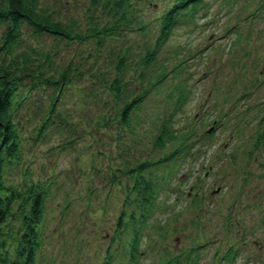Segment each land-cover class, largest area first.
<instances>
[{
    "label": "rangeland",
    "instance_id": "rangeland-1",
    "mask_svg": "<svg viewBox=\"0 0 264 264\" xmlns=\"http://www.w3.org/2000/svg\"><path fill=\"white\" fill-rule=\"evenodd\" d=\"M42 1L61 15V21L77 18L83 31L95 26L107 32L82 42L45 36L38 44L32 30H24L26 42L37 44L51 58V63L40 59L33 68H54L57 74L71 68L70 82L63 86L57 104L59 114L43 132L48 135L46 142L32 138L45 113L38 111L47 106L52 90L40 84L29 92L28 79L17 90L26 98L16 117L22 125L18 133L22 158L19 165H5L3 180L22 192V173L28 170L48 189L42 221L36 227L41 241L35 249V264H167L168 260V264H264V142L259 148L254 145L264 129L257 125L264 116V0H203L195 13L189 8L174 17L167 38L160 37L158 20L173 0H129L130 7L115 18L110 5L102 9V1L97 7L89 0ZM121 15L126 24L117 23ZM138 22L142 31L137 30ZM230 28V34L223 36ZM147 49L154 58L143 65L141 57ZM206 72V79L193 83ZM157 76L162 78L157 81ZM115 78L125 82L129 94L147 88L129 113V126L122 123L119 104L108 90ZM183 84L190 96L181 106ZM245 91L249 96L237 107L252 109L243 114L240 110L242 122L219 114L218 99L231 108L235 94ZM168 119L174 120L170 125L177 133L191 131L192 137L169 160L162 158L169 150L154 145L161 124ZM212 119L222 121V126L207 138L204 132L214 126ZM251 151L258 159L250 164ZM153 160L143 176L152 182L156 194L150 205H144L132 190L134 182L125 167ZM236 171H248L254 177L240 195L242 180L235 183ZM231 203L241 212V227L224 241L221 210L231 211ZM29 206L30 199L23 195L2 224L0 258H7L8 264L16 259L24 231L22 213ZM147 212L143 223L140 214ZM120 213L125 215L124 226L117 229ZM165 218H170L165 221L168 224L163 223ZM134 229L143 254L136 252L130 260ZM210 239L215 243L193 251L195 243ZM219 240L222 248L215 255ZM227 244L237 252L231 263L223 258Z\"/></svg>",
    "mask_w": 264,
    "mask_h": 264
},
{
    "label": "trees",
    "instance_id": "trees-1",
    "mask_svg": "<svg viewBox=\"0 0 264 264\" xmlns=\"http://www.w3.org/2000/svg\"><path fill=\"white\" fill-rule=\"evenodd\" d=\"M101 1L105 3L100 5ZM89 2L95 7L100 5L103 10L110 5L112 12H114V16H111L114 18L120 10L123 11L125 7L128 8L131 4V1L129 0H89ZM202 2L203 0H173V6L166 10L163 16L158 20L160 22V37H168V34L173 27L172 23H174L173 20L175 16L184 13L189 8H192V10H190L191 13L192 11L195 13L196 7L201 6ZM259 11L260 9L258 12ZM60 17L61 15L57 11L55 12L53 9L50 10L49 7L44 5L42 0H0V238L4 233L1 231L2 224L5 221V217L10 214L12 204L15 201L22 199L23 195H27V198L30 199L29 211L22 213L21 219L24 231L19 239V245L16 249V259L10 264H35V249L39 247L41 241L36 227L42 221L43 201L45 198L44 196L48 191V189L42 188L40 183L42 179H39L40 177H37L36 175L35 177L31 176V173L29 174L28 170L22 173V177H24L22 187L25 188L22 192L17 191L12 186L5 185L3 180L5 165H19L22 158L20 155L21 140L20 134H18L19 128L22 125L19 121L17 122L16 117L18 115L17 110L20 108L19 105L21 101L26 98L24 95L20 96V92L17 90L27 79L31 81V86L28 88L29 92L38 89V87L41 86L40 84H42V88L52 90V94H50L49 97V103L44 109H39L38 111H44L45 113L41 120L42 123L40 129L36 131V136L32 138L33 142L35 139L39 140L40 138L42 139V142H46L48 135L45 136L43 132L48 125L51 126L54 123L52 120L59 114L57 111V104L60 102V95L64 94L63 86L70 82L69 75L71 72V68L63 69L58 74L54 68L51 69L48 67V70H42L39 65L33 68L34 64L40 59H44L45 62L51 63V58L49 54L45 55L40 51V49L37 48V44L32 46L26 42V38H24V30L26 27L30 28L33 32L31 37L34 41L36 40L38 44L42 42L45 36H52L66 42L74 40L82 42L89 40V38L99 39L100 35H105L107 32L103 27L97 29L95 26H89V28L83 31L78 27L79 25H77V18L68 19L66 23L65 21H61ZM117 23L126 24L127 19L125 15H121V18ZM138 25L139 27L137 30L142 31L144 27L141 28L142 25H140L139 22ZM229 33V31H226V36ZM239 33L240 31L238 30V32H236V34H238L237 38L238 36H241ZM230 45L233 46L235 43L232 42ZM153 58L154 54L147 49L141 57L142 64H148ZM121 66L119 65L118 68ZM50 71L54 75H57L53 76V74H48ZM161 78L162 76H157L156 80L159 81ZM118 80L119 79L117 78L112 80L108 90L112 93L114 98H116V101L119 104L117 106V112L119 113L118 115L122 120V123L129 126V113L135 108V105L145 97L147 88H141L139 92L137 90L134 95L129 94L125 82L123 81L121 83L120 80ZM251 85L252 87H256L255 84ZM149 86L152 85L149 84ZM185 89L186 86L183 84L179 91L181 96L178 99V105L182 106L187 100V96H190V91H185ZM249 92L252 93L250 90ZM249 92L245 91L240 93L241 95L238 97L235 94L236 99L234 101V107H228L230 111L236 109L232 112L237 114L236 118H240L239 122H242L243 120V116L239 114L240 110L243 114L242 111L249 112L252 109L243 108L242 110L241 107H237L239 102H241L246 95L249 96ZM217 106L218 101H216L215 107ZM221 106L223 109L221 113L231 117L232 113L226 108L227 106L224 101ZM173 121V119H168L166 125L161 124V131L154 139V145L159 147L161 151L166 149L169 150L168 153H164V156H162V158L168 160L173 158L180 149H183L190 141V138H192L190 137L191 131L190 133H182L181 131L177 133L178 131L170 125ZM211 122L216 125L214 129L221 126V122L216 121V119H212ZM258 125L264 126V116L260 118ZM258 134L259 135L254 142V145L257 148L260 147L261 142H264V129ZM174 142H177L178 144L176 145ZM74 144L76 145L77 142H74ZM223 150H225V153L227 152V149ZM248 155L251 158L249 161H254L252 151L249 152ZM230 158H232V156ZM154 162V160L151 161V163L139 162L136 165L125 167V174L134 182L132 190H136L135 192L140 196V201L144 205H150L152 199L151 196L156 194L153 190L154 185L152 182L146 180L143 176V173L145 172H143V170H146L149 164L153 165ZM211 166H213V164L210 165V167ZM241 173L246 175L245 184H247L250 178L247 174L248 172L245 171ZM140 185H143V187L139 188ZM22 208L20 212L22 211ZM233 209L234 207L232 208L233 212H225L226 215L224 218L227 219L226 223L229 226L228 230H230L229 228H232V226L234 228L235 225L238 224V221L229 220L232 213H235V210ZM124 217L125 215H123V213L119 214L117 229H121L124 226ZM147 217L148 212L145 215L140 214L139 220L144 223ZM221 217H223L222 210ZM129 218L135 223L134 214L131 213ZM166 220L169 221L170 218H165L163 220V223L168 224V222H165ZM226 223H223V225H226ZM134 235L135 236L130 241L129 245L130 260L135 259L133 256L138 251L137 243L139 242V235L136 229H134ZM107 258L108 260H112L111 256ZM0 264H8L7 258H0Z\"/></svg>",
    "mask_w": 264,
    "mask_h": 264
}]
</instances>
